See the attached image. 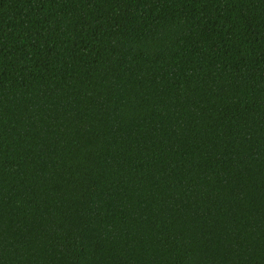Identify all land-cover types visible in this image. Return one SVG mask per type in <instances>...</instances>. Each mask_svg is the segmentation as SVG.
Listing matches in <instances>:
<instances>
[{"label": "trees", "instance_id": "obj_1", "mask_svg": "<svg viewBox=\"0 0 264 264\" xmlns=\"http://www.w3.org/2000/svg\"><path fill=\"white\" fill-rule=\"evenodd\" d=\"M0 264H264V0H0Z\"/></svg>", "mask_w": 264, "mask_h": 264}]
</instances>
